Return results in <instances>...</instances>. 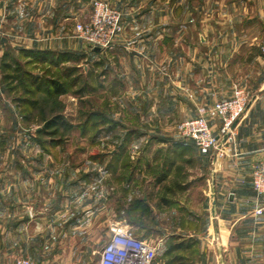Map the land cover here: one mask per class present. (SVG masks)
Wrapping results in <instances>:
<instances>
[{
  "label": "crops",
  "instance_id": "crops-1",
  "mask_svg": "<svg viewBox=\"0 0 264 264\" xmlns=\"http://www.w3.org/2000/svg\"><path fill=\"white\" fill-rule=\"evenodd\" d=\"M9 1L7 10L11 13L14 4ZM110 2L122 10L123 29L105 50L108 63L113 71L123 73L129 87L150 88L142 95L146 102H154L162 118L172 114L195 116L198 105L230 96L235 83L228 78V72L246 51L257 56L258 51L253 49L264 37V9H257L264 8V0H228L229 14L214 16L213 20L211 15L204 16L206 6L197 12L199 8L193 0ZM4 3L6 0H0V8ZM235 10L240 14L236 15ZM13 22L0 18V60L6 52L61 49L62 43L66 44H52L50 18L46 19L48 32H43L42 41L35 43L38 35L33 16L23 22L25 28L20 33L26 41L18 44L17 22ZM60 25L58 18L53 27ZM254 86L260 89L236 125L235 142L227 146L223 155L201 154L191 143L189 148L185 146L186 155L191 153L186 163L189 174L171 177L168 172L174 163L168 171L162 162L166 178L159 179V172L153 180L145 181V187L171 201L162 195L163 191L173 197L191 191L195 184L204 185L201 209L187 212L195 226L186 231L174 226L177 213H172V231H167L166 238L158 243L160 247L168 241L192 238L195 253L185 257L159 255L152 264H264V214H254L251 182L252 164L264 158V81L254 79ZM211 124L217 131L219 121L212 120ZM29 179L26 191L13 189L15 186L3 190L0 180V264H12L19 257H28L35 264H85L91 237L100 231L109 237L118 223L115 215L107 220L108 212L91 201L97 196L76 190L79 183L65 182L61 173L55 177L33 175ZM152 211L151 228L160 231V226H167L162 218L167 211Z\"/></svg>",
  "mask_w": 264,
  "mask_h": 264
},
{
  "label": "rangeland",
  "instance_id": "rangeland-1",
  "mask_svg": "<svg viewBox=\"0 0 264 264\" xmlns=\"http://www.w3.org/2000/svg\"><path fill=\"white\" fill-rule=\"evenodd\" d=\"M227 1L193 0V3L197 8L206 6L203 14L211 15L213 20L214 16L229 14ZM6 2L0 8V18L16 20L13 23L17 22L18 44L26 41L20 30L25 28L23 22L32 16L35 35L40 36L35 37V43H40L43 32H48L46 19L50 18L52 44L59 41H66V44L62 43L61 49H52L64 54L31 56L29 65L25 63L23 53L17 55L18 61L29 72L25 79L31 94L24 93L23 86L10 93L1 83L0 71V180L3 190L15 186L13 189L26 191L29 177L48 174L55 177L61 173L65 182L76 180L79 183L76 190L97 196L91 201L108 212L107 220H112L114 214L115 222L132 225L135 221L137 226H131L132 229L137 231L140 227L139 234H144L154 246L163 241L173 227L172 213H177L174 226L183 231L192 229L195 224L187 212L201 209L204 185L195 184L191 191L173 197L163 191L162 195L173 201L166 206L154 190L145 187V181L153 180L160 172L166 154L168 162H174V169L168 172L171 177L181 178L182 172H187L186 163L191 153L186 155L187 149H182L179 144L189 148L191 143L182 138L177 127L193 115L159 117L154 102H146L142 95L150 88L126 85L123 73L113 71L108 63L105 50L94 52L78 37L76 25L89 16L93 0H13L11 13L7 10L10 1ZM233 12L240 14L237 10ZM58 18L61 25L54 28ZM257 44L253 49V52L258 51L257 56L246 51L242 60L235 62L228 72V78L235 83L232 93L236 87H242L250 100L260 89L254 86V79L264 81V37L258 39ZM10 59L14 66L15 60ZM47 80H57L65 92L57 96ZM25 97L29 102L37 100V105L15 101ZM55 115L61 116L65 125L45 130V123ZM135 198H145L151 208L158 211L162 208L163 213L167 211L162 215L167 226H160V231L149 227L154 225L149 224V216L141 218L143 208L136 207ZM108 238L102 231L91 237L85 264H98ZM166 249L167 245H160L156 256L163 255ZM190 252L184 251V255H191Z\"/></svg>",
  "mask_w": 264,
  "mask_h": 264
},
{
  "label": "built area",
  "instance_id": "built-area-1",
  "mask_svg": "<svg viewBox=\"0 0 264 264\" xmlns=\"http://www.w3.org/2000/svg\"><path fill=\"white\" fill-rule=\"evenodd\" d=\"M122 10L107 0H93L91 12L76 25L78 37L91 49L101 51L113 45L121 33ZM264 51V45L262 46ZM250 97L242 87H236L230 96L196 107V115L183 120L177 127L182 138L190 141L201 154L223 155L227 146L235 142L236 125L249 105ZM219 121L215 131L211 121ZM235 122L236 125H235ZM254 191V214H264V158L251 166ZM158 245L139 237L131 226L115 223L111 235L103 245L98 264H152ZM12 264H35L28 257H19Z\"/></svg>",
  "mask_w": 264,
  "mask_h": 264
},
{
  "label": "trees",
  "instance_id": "trees-1",
  "mask_svg": "<svg viewBox=\"0 0 264 264\" xmlns=\"http://www.w3.org/2000/svg\"><path fill=\"white\" fill-rule=\"evenodd\" d=\"M94 52H96V51H94ZM19 53H21V54L23 53V55L26 57L25 63L27 65L31 64V62H32L31 56H36V57L37 56L38 57L39 56H44V57L53 56V57H55V55L60 56L61 54H64V53L57 51V50H40V49H33V50L20 49ZM18 54L6 52V54L3 56V58L0 62L1 83L6 85V87L9 89L8 91L10 93L13 90H15L16 87L23 86L24 93L31 94L32 91L30 90V87L28 86V83H26V79H25V77L28 76L27 74L29 72L27 69L24 68L23 64H21V62L18 61V59H17ZM10 58L15 60V62H14L15 67L13 66V62H11ZM47 82H49V85H51L54 88V91H55L57 96L60 94H63L65 92V88L61 84H59L57 80H47ZM40 85H41L40 87H43L42 83H40ZM15 101L22 102V103L25 102L26 104H32L33 103L35 105H37V103H38L37 100L36 101L30 100V102H29V98H27V97L17 98ZM63 121L64 120L62 119L61 116L55 115L53 118L49 119L45 123L44 129L49 130V129H52L54 127H58V128L63 127L65 125ZM190 143H192V142H190ZM179 146H181L182 149H185L184 147L187 145L179 144ZM164 157L165 158L163 160V164L165 166L169 167L168 168V171H169V169L171 167L170 165L174 162H170V163L168 162L169 157L167 156V154ZM160 170H161L160 171L161 176L159 175L160 176L159 179L166 178V176H167L166 172L163 171V169H160ZM176 185L179 187H183L180 183H176ZM165 190H171V188L166 187ZM161 200L166 205H170L172 203V201L167 199L166 197H163ZM134 203H135L136 207H138V208L142 207L143 208V210H141V214H140L141 218H145V217L147 218V216H149V224L153 225V223H154L153 222V211H152L151 206H149V204H148L149 202L147 200H145L144 198H141V199L135 198ZM131 224L136 225L135 221H132ZM149 227H151V226H149ZM139 232H140V227H139V230L135 231V233L141 238H146L144 234H139ZM193 244H194V240L192 238L182 239L181 241L176 242V243H172L171 241H168V243L166 244L167 249L165 250L163 255L174 254V255L179 256V257H185L187 255H184V251H191L190 254L193 256V254L195 253V249L193 247ZM181 252H182V254H180Z\"/></svg>",
  "mask_w": 264,
  "mask_h": 264
},
{
  "label": "water",
  "instance_id": "water-1",
  "mask_svg": "<svg viewBox=\"0 0 264 264\" xmlns=\"http://www.w3.org/2000/svg\"><path fill=\"white\" fill-rule=\"evenodd\" d=\"M94 51H96V52H100L101 49H100L99 47H96V48H94ZM236 123H237V122H235V125H236Z\"/></svg>",
  "mask_w": 264,
  "mask_h": 264
}]
</instances>
